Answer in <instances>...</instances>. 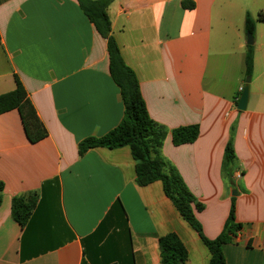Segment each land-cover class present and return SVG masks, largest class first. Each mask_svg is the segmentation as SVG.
Returning a JSON list of instances; mask_svg holds the SVG:
<instances>
[{
	"label": "crops",
	"instance_id": "0c3cea01",
	"mask_svg": "<svg viewBox=\"0 0 264 264\" xmlns=\"http://www.w3.org/2000/svg\"><path fill=\"white\" fill-rule=\"evenodd\" d=\"M232 5L114 0L108 11L151 117L168 130L157 154L205 205L196 212L204 234L221 233L235 199L243 228L224 245L227 264H264V39L255 45L249 104L239 110L246 69L232 84L222 71L230 30L241 58L247 50ZM0 34V93L14 89L18 75L49 131L33 143L17 109L0 114V264H162L159 238L169 232L187 246L188 264H209L200 233L163 183H137L128 146L79 155L83 139L120 123L124 101L107 39L78 0H0ZM192 124L201 129L197 140L176 145L172 131ZM231 138L237 162L229 170ZM34 191L37 204L21 225L13 198Z\"/></svg>",
	"mask_w": 264,
	"mask_h": 264
},
{
	"label": "trees",
	"instance_id": "16d2710c",
	"mask_svg": "<svg viewBox=\"0 0 264 264\" xmlns=\"http://www.w3.org/2000/svg\"><path fill=\"white\" fill-rule=\"evenodd\" d=\"M114 0H78L82 10L93 22L99 33L107 39L110 59V72L114 81L121 89L124 101V115L120 123L108 133L101 136H89L79 143V155L95 147L118 148L128 146L136 161L137 183L141 186L149 185L155 181L163 183L164 190L173 201L181 216L187 220L200 233L205 246L211 253L209 264H227L224 245L233 243L243 222L237 219L235 199L224 228L216 238H209L203 232L202 223L196 212L202 211L205 205L197 200L183 178L176 169L157 153L162 147L168 130L154 120L147 108L145 98L141 91L139 77L135 70L129 66L122 54L120 45L113 34L109 6ZM186 8H194V2H184ZM264 21V11L258 18L247 12L245 30L255 35L256 21ZM2 38L0 34V45ZM246 75H252L255 63V46L247 45ZM14 89L0 93V114L17 109L28 139L35 143L49 135L44 122L39 117L37 109L32 102L28 91L15 75ZM201 132L199 124L180 126L172 131L173 142L176 145L191 143L197 140ZM226 161L229 170L237 162L234 141L231 138L226 147ZM232 173V171H231ZM5 183L0 181V206L3 203ZM38 201L36 191L25 195H18L12 201V215L21 225L29 220ZM162 264H188L189 250L180 235L169 232L159 238Z\"/></svg>",
	"mask_w": 264,
	"mask_h": 264
},
{
	"label": "rangeland",
	"instance_id": "374dc122",
	"mask_svg": "<svg viewBox=\"0 0 264 264\" xmlns=\"http://www.w3.org/2000/svg\"><path fill=\"white\" fill-rule=\"evenodd\" d=\"M233 2L232 8H233V22L234 25L241 28V37L245 45L248 41V32L245 30V18L247 12H250L255 19L258 18L261 11H264V0H231ZM228 35H230V38L228 36L227 38V54L223 56V60L227 58V66L226 70L222 71L225 72V75L229 81L230 84L234 83L235 80H237V75H239V71L241 73V70L244 72L246 69V63H245V49L243 48L242 58L240 54V50H238L235 46L236 44V37L238 35L236 32L229 31ZM264 35V21L257 20L256 21V32L254 35L255 43L254 46H260V43L262 41ZM248 45V44H247ZM240 61V64H239ZM225 63H223L224 65ZM242 65V66H241ZM223 67V66H222ZM244 75V73H243ZM248 75H246L245 80ZM254 85V80L252 78L251 80V90Z\"/></svg>",
	"mask_w": 264,
	"mask_h": 264
},
{
	"label": "water",
	"instance_id": "95a60500",
	"mask_svg": "<svg viewBox=\"0 0 264 264\" xmlns=\"http://www.w3.org/2000/svg\"><path fill=\"white\" fill-rule=\"evenodd\" d=\"M254 43H255L254 34L251 32H248L247 44L248 45H254ZM251 80H252V75H248L246 80H245V84H244L242 93H241L240 98H239V102H238V109L239 110H246L247 109V106H248L249 100H250ZM235 193L238 194V191L235 190Z\"/></svg>",
	"mask_w": 264,
	"mask_h": 264
},
{
	"label": "built area",
	"instance_id": "2783aa9c",
	"mask_svg": "<svg viewBox=\"0 0 264 264\" xmlns=\"http://www.w3.org/2000/svg\"><path fill=\"white\" fill-rule=\"evenodd\" d=\"M242 175H243L242 170H237L236 173H235V176H236V178H238V179H240V178L242 177Z\"/></svg>",
	"mask_w": 264,
	"mask_h": 264
}]
</instances>
